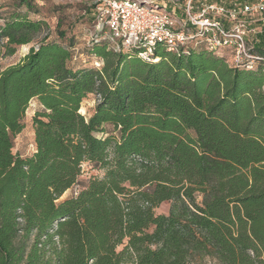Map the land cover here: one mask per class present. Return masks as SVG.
Listing matches in <instances>:
<instances>
[{"label":"trees","instance_id":"obj_1","mask_svg":"<svg viewBox=\"0 0 264 264\" xmlns=\"http://www.w3.org/2000/svg\"><path fill=\"white\" fill-rule=\"evenodd\" d=\"M152 1L193 34L178 52L158 43L146 59L93 35L87 53L102 67L77 66L74 38L44 37L0 63V264H264V13L237 16L263 28L253 43L245 36L263 58L248 68L212 33L197 36L186 8L256 0ZM18 6L26 12L0 25V60L49 26L29 16L32 0ZM85 13L94 29L96 3ZM218 19L231 34L236 21ZM34 100L35 149L22 154L16 137ZM85 163L102 174L80 183Z\"/></svg>","mask_w":264,"mask_h":264},{"label":"built area","instance_id":"obj_2","mask_svg":"<svg viewBox=\"0 0 264 264\" xmlns=\"http://www.w3.org/2000/svg\"><path fill=\"white\" fill-rule=\"evenodd\" d=\"M152 2V0H95L97 20L94 35L98 39L108 40L115 50L141 48L140 56L146 59H150L158 43L166 45L170 51L178 52L181 45L192 39L193 34L185 28H180L174 17L163 8L151 5ZM186 9L191 23L200 27L196 35L212 33L210 41L215 48L232 46L236 63L247 60V67L252 68L256 61L263 59L249 52L245 41L247 23L237 20V16L240 13L249 15L264 13V0H256L241 8L231 9L215 4L207 5L202 8L199 16L192 14L190 2ZM217 17L236 21L231 34L224 30L221 20ZM261 21L264 24V17ZM230 36L232 40L228 38ZM97 66H100L99 62Z\"/></svg>","mask_w":264,"mask_h":264},{"label":"rangeland","instance_id":"obj_3","mask_svg":"<svg viewBox=\"0 0 264 264\" xmlns=\"http://www.w3.org/2000/svg\"><path fill=\"white\" fill-rule=\"evenodd\" d=\"M37 6L38 12H29V16L32 19L44 18L48 23V28L41 32L37 40L27 45L18 46L16 54L7 56L0 60L1 66L6 67L19 62L29 52L30 47L39 40L47 37V40H56L59 42L65 41L72 37L75 40L76 48L75 53H81L77 55V59L73 61V64L77 66H97V61L100 62L102 67V61L88 54L87 43L94 35L93 25L89 14L85 13V7L91 5L95 0H32ZM149 1V0H144ZM19 0H0V25L4 24L6 19L14 11L26 12V8H19ZM258 14L253 15L256 19ZM253 30L248 29V37L253 43V38L256 33L263 28L253 26ZM60 31H65L66 36L62 38ZM2 42L0 41V47ZM220 52L228 58L229 61L235 62V52L232 46L223 47ZM97 102V96L94 94L89 95L82 103L81 112L86 116H90ZM41 109V105L37 100H34L29 109L26 112L24 122L25 129L21 134L16 137V149L22 154H31L35 149L34 144V128H33V116L36 110ZM97 169H94L92 165L85 163L83 165V173L80 177V183L87 182L94 175H101ZM70 192L66 193L64 197L69 196ZM170 207L169 202L163 203L156 209L157 213H168ZM192 264H220L216 259L211 257H205L194 261Z\"/></svg>","mask_w":264,"mask_h":264}]
</instances>
